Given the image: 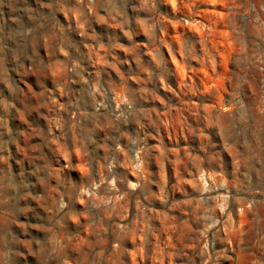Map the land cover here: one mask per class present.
<instances>
[{
  "label": "rangeland",
  "instance_id": "obj_1",
  "mask_svg": "<svg viewBox=\"0 0 264 264\" xmlns=\"http://www.w3.org/2000/svg\"><path fill=\"white\" fill-rule=\"evenodd\" d=\"M0 264H264V0H0Z\"/></svg>",
  "mask_w": 264,
  "mask_h": 264
}]
</instances>
